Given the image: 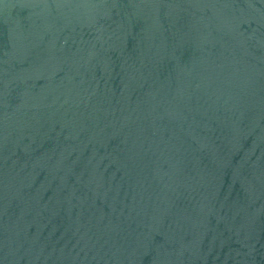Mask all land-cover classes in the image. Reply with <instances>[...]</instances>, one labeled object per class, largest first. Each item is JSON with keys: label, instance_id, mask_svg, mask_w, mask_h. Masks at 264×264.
<instances>
[{"label": "water", "instance_id": "95a60500", "mask_svg": "<svg viewBox=\"0 0 264 264\" xmlns=\"http://www.w3.org/2000/svg\"><path fill=\"white\" fill-rule=\"evenodd\" d=\"M0 264H264V0H0Z\"/></svg>", "mask_w": 264, "mask_h": 264}]
</instances>
